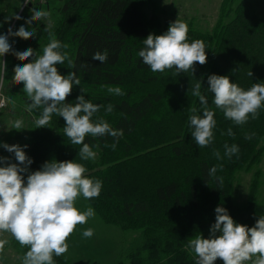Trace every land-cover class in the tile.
Segmentation results:
<instances>
[{
  "label": "trees",
  "instance_id": "trees-1",
  "mask_svg": "<svg viewBox=\"0 0 264 264\" xmlns=\"http://www.w3.org/2000/svg\"><path fill=\"white\" fill-rule=\"evenodd\" d=\"M151 1L58 0L59 6L48 11L49 23L44 20L33 22L32 27L37 29L34 37L28 40L10 37L14 51L24 43L33 42L42 54L43 47L49 42L45 27L50 25L55 37L69 45L63 51L69 53L74 65L69 67L65 61L63 65H57L58 71L61 75L74 71L81 80L79 86L74 85L66 103L75 104L81 94L97 105L111 103L116 110L114 117H106L105 108L101 107L92 119L95 122L103 118L114 129L124 132L115 150L105 147L114 142L110 136H86L84 142L98 146L93 150H98L101 156L97 162L84 161L78 155L82 145L71 144L63 132V117L53 114L46 127L35 128L34 124L29 145L24 150L33 160L29 172L40 170L45 162L53 159L58 162L75 160L87 168L85 175L88 178L103 182L100 195L86 200L88 206L94 209L103 225L134 235L112 264H196L194 253L187 247L188 241L197 235L210 237L217 206L226 208L236 223L248 227L254 226L264 215V208L253 202L234 203L229 182L233 172L259 159L261 150L258 146L264 140V108L260 109L257 119L249 118L244 125H235L225 119L223 112H215L214 141L205 148L198 147L193 140L188 119L191 108H196V114L202 115L199 98L191 92L198 81L202 84L201 94L206 97L208 107L214 105V95L208 90L209 75H233L236 83L245 90L254 83H264V16L256 13V0H222L218 21L212 30L190 26L188 31L189 43L197 39L205 43L207 63H197L196 72L190 78L187 77L189 73L184 72L173 75V70L172 82L164 72L153 73L138 56L144 47L143 40L149 34L161 35L174 22L162 21L159 16L147 17L145 11ZM30 8L20 20L25 26V20L32 15ZM242 40H247L245 45H241ZM105 50L108 53L106 62L92 60L94 53ZM7 57L11 61L17 59L12 52ZM222 64L225 71H221ZM238 69L241 72H237ZM249 72L253 75L249 76ZM132 74L141 78L135 77L137 81L129 85ZM164 82L173 85L171 89L144 90L147 85L157 87ZM102 86H119L128 92L116 104L120 96L109 94L107 87ZM20 92L21 104L27 111L26 102L31 101L24 91ZM41 111L34 109L31 112L33 120ZM168 111L171 114H166ZM150 118L154 119V126L142 130V125ZM229 127L234 136L227 135ZM155 128L165 132L154 133ZM141 131L143 136L137 139L135 136ZM249 133L256 135L250 140L245 139ZM226 143L239 147V153L231 159L224 156ZM213 149L219 150L224 158L217 160ZM218 164H223V170L218 169L215 177L209 176V170ZM23 175L27 177L28 173ZM216 177H223L222 186ZM11 248L17 258L19 256L18 260L28 250L14 238ZM54 260L55 264H73L67 252L54 256ZM215 264H223V261L218 259Z\"/></svg>",
  "mask_w": 264,
  "mask_h": 264
},
{
  "label": "clouds",
  "instance_id": "clouds-1",
  "mask_svg": "<svg viewBox=\"0 0 264 264\" xmlns=\"http://www.w3.org/2000/svg\"><path fill=\"white\" fill-rule=\"evenodd\" d=\"M30 0H24L26 6ZM31 17L25 20L18 30L13 31L10 26L6 34H0V58L9 52L20 61H29L16 65L13 69L12 81L22 84L23 91L31 103L28 112L42 109L38 118H34L35 128L46 127L51 122L53 114L63 117L65 127L63 132L72 145H82L78 155L81 160L94 161L97 152L94 147L85 143L86 136H110L114 142L105 144L115 150L119 139L123 137L122 129H114L106 120L98 118L95 122L92 117L101 107L105 113H112L111 103L97 105L85 99L83 94L76 98L75 104L66 103L74 85L79 86L80 78L74 71L61 75L57 65L67 61L69 67H74L69 56L68 44H62L55 34L50 31V25L45 27L49 32V42L42 49V54L29 47L24 51H14L9 43V37H19L28 40L36 35L37 29L32 27L34 21H42L50 16L43 9H30ZM23 19L20 15L12 17ZM7 22V20H6ZM2 26V24H0ZM189 27L186 22L177 19L170 23L167 31L161 35L149 34L143 40L144 47L138 52L142 62L153 73H163L166 69L175 68L173 75L181 72L192 73L198 63H207L205 43L202 40L188 42ZM92 60L104 63L108 60V53L96 52ZM7 72V62L0 59V88L3 87ZM249 76L253 73L249 72ZM201 82L198 81L191 89L192 95L199 98L202 105V115H198L196 108H191L189 127L191 136L200 148L210 146L214 141V129L217 121L215 112L208 107V101L201 94ZM208 90L213 93V104L223 112L225 119L235 125H244L249 118L257 119L261 108H264V83H254L245 90L237 83H233L228 76L212 74L208 76ZM107 87L109 94L123 96L121 87ZM82 93L84 90L81 89ZM14 105V101H11ZM12 128L24 129L22 119H16ZM224 134L223 132L221 133ZM228 136H234L232 128L227 130ZM256 134H246L245 139H252ZM2 146L7 152L14 155L15 162L7 157H0V233H9L21 247L28 250L20 257L21 264H55L54 256L64 255L68 250V238L75 232L78 225H84L89 218L95 216L94 209L88 207L80 211L76 207L79 197L86 200L97 198L102 189V181L88 178L87 168L75 160L45 162L40 170L29 172L33 160L27 156L25 148L18 144ZM224 156L231 159L239 153L236 144H224ZM217 160H222L219 150L213 149ZM223 170V164L213 166L209 176L215 177L217 170ZM24 173H28L25 182ZM220 185L223 177H216ZM215 223L211 226L210 237L203 238L197 235L188 241V249L194 253L196 264H215L219 259L223 264H264V215L260 216L254 226L239 224L229 215L222 206L215 208ZM219 232L220 235H216ZM94 235V229L87 228L82 237L87 239ZM5 240H0V253L3 252Z\"/></svg>",
  "mask_w": 264,
  "mask_h": 264
},
{
  "label": "rangeland",
  "instance_id": "rangeland-1",
  "mask_svg": "<svg viewBox=\"0 0 264 264\" xmlns=\"http://www.w3.org/2000/svg\"><path fill=\"white\" fill-rule=\"evenodd\" d=\"M49 1L50 3L38 7L34 3V0H30L26 6H24V0H0V24H2V26H0V34H6L10 26L13 31L18 30V28L23 25L20 22L21 19L16 20L12 17L17 14L22 17L24 12L30 7L49 11L50 8L59 6L58 0ZM221 3L222 0H152L147 6L145 13L149 18L159 16L162 21H175L180 19L186 22L188 27L193 26L197 29L212 30L218 21ZM254 9L259 16L263 17L264 0H256ZM44 21L49 23V17ZM246 42L247 40H242L241 45H245ZM29 47L36 50L37 54H39V50L33 42L24 43L16 51L22 52ZM0 59L7 62L4 84L3 87L0 88V145L7 143L8 145L18 144L21 147L24 145L28 146L34 130L33 115L31 112L26 111V107L24 108L21 104L19 96H21L20 90L23 91L21 87L22 84L13 83L12 77L14 75L13 69L16 65L30 62L32 58H29V61H20L19 59L11 61L6 54ZM196 69L197 64L195 65V71L193 73L191 71L184 73H189L187 77L190 78L192 74H195ZM221 69V71H225L226 68L224 64L221 65ZM173 70L175 71V68L166 69L164 72L165 77L171 78L172 82H174V78H172L171 75ZM237 72L241 71L238 69ZM135 77L137 79L141 78L139 75L136 76V74L130 75L129 85L137 81L134 79ZM229 78L233 83H236V78L233 75H230ZM153 86H145V92L160 87L163 90L166 88L171 89L173 85L164 82V84L161 83L157 85V87ZM127 89L133 92L132 88L128 87ZM127 92L128 91L125 92V95ZM125 95L117 98L116 104L121 99H124ZM130 98L132 99V96H130ZM11 101H14L15 106H13ZM29 103L30 102H26V105H29ZM210 109L214 112L221 111L220 109H216L214 105L211 106ZM115 112L116 110L114 108L111 116L108 114L105 116L108 118L114 117ZM168 112L166 114H171V111ZM16 119L23 120L24 129L15 130L12 128V124ZM152 124L154 126V119L150 118L141 128L142 130L147 129V127ZM161 130L160 128L153 129L154 133L165 132ZM174 130L175 129L172 131ZM141 136H143L142 131L135 137L138 139L141 138ZM258 148L261 150L259 159L255 163L246 165L233 172L232 175L230 174L229 182L232 186L231 194L234 203L246 205L249 202H253L264 208V140ZM0 149V157H7L10 162H15L12 153L7 152L2 146H0ZM96 152L97 156L93 162L99 161V157L101 156L98 150H96ZM24 178L26 182L27 177L24 176ZM76 207L80 211H85L89 206L86 199L79 197L76 201ZM87 228L94 229V235L91 238L85 239L82 237V232ZM12 239L13 237L9 233H0V240L7 241L3 252L0 253V258L5 264H21L20 260H18L19 256L17 258L15 251L9 248V246L12 245ZM133 239L134 235L131 234V232H123L116 227L103 225L95 215L93 218H89L86 224L78 225L75 232L68 238L67 243L69 247L67 254L73 264H112L114 258L121 253L123 246L130 243Z\"/></svg>",
  "mask_w": 264,
  "mask_h": 264
},
{
  "label": "built area",
  "instance_id": "built-area-1",
  "mask_svg": "<svg viewBox=\"0 0 264 264\" xmlns=\"http://www.w3.org/2000/svg\"><path fill=\"white\" fill-rule=\"evenodd\" d=\"M34 1L39 2V3H41V4H44V3H46L48 0H34ZM0 264H4V263L1 261V259H0Z\"/></svg>",
  "mask_w": 264,
  "mask_h": 264
},
{
  "label": "crops",
  "instance_id": "crops-1",
  "mask_svg": "<svg viewBox=\"0 0 264 264\" xmlns=\"http://www.w3.org/2000/svg\"><path fill=\"white\" fill-rule=\"evenodd\" d=\"M1 150V149H0ZM3 154V153H2ZM4 155V154H3ZM1 156V155H0ZM9 248H11V246H9Z\"/></svg>",
  "mask_w": 264,
  "mask_h": 264
}]
</instances>
